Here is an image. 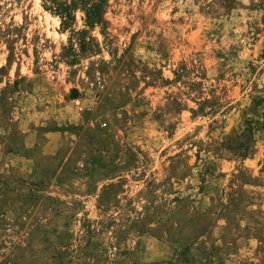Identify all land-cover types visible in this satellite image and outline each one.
Returning a JSON list of instances; mask_svg holds the SVG:
<instances>
[{"label":"rangeland","instance_id":"rangeland-1","mask_svg":"<svg viewBox=\"0 0 264 264\" xmlns=\"http://www.w3.org/2000/svg\"><path fill=\"white\" fill-rule=\"evenodd\" d=\"M0 264H264V0H0Z\"/></svg>","mask_w":264,"mask_h":264},{"label":"trees","instance_id":"trees-1","mask_svg":"<svg viewBox=\"0 0 264 264\" xmlns=\"http://www.w3.org/2000/svg\"><path fill=\"white\" fill-rule=\"evenodd\" d=\"M100 3H94L89 9L86 10V22L88 24L93 23L94 19L97 17L96 16L97 11L101 7ZM59 10H60V6L57 5V7L54 9V11H55V13H58ZM66 10H67V6H62V11L66 13Z\"/></svg>","mask_w":264,"mask_h":264}]
</instances>
